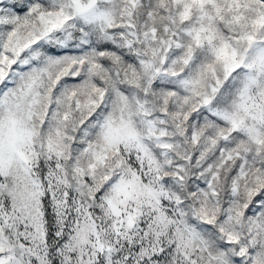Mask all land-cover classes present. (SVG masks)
I'll list each match as a JSON object with an SVG mask.
<instances>
[{
    "label": "snow or ice",
    "instance_id": "1",
    "mask_svg": "<svg viewBox=\"0 0 264 264\" xmlns=\"http://www.w3.org/2000/svg\"><path fill=\"white\" fill-rule=\"evenodd\" d=\"M0 264H264V0H0Z\"/></svg>",
    "mask_w": 264,
    "mask_h": 264
}]
</instances>
